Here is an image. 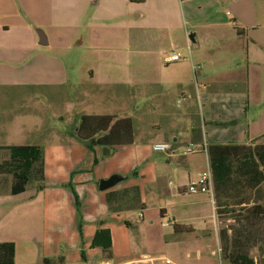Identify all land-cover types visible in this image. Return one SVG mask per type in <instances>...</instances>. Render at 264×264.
Returning a JSON list of instances; mask_svg holds the SVG:
<instances>
[{
  "label": "crops",
  "instance_id": "0c3cea01",
  "mask_svg": "<svg viewBox=\"0 0 264 264\" xmlns=\"http://www.w3.org/2000/svg\"><path fill=\"white\" fill-rule=\"evenodd\" d=\"M175 52L183 59L169 63ZM41 100L66 128L47 134L35 118L24 131L48 141L8 142L10 108ZM87 103L131 111L91 114ZM82 116L130 119L133 142L89 150L73 136ZM141 131L172 146L173 154L158 153L167 164L194 163L182 156L192 144L210 171L213 145H264V0H0V164L8 148L23 146L42 148L44 163L43 187L29 193L28 184L17 196L12 175L0 173V243L15 244V264H205L219 256L215 198L192 192L181 171L175 179L163 163L148 167ZM113 176L123 180L101 191ZM15 216L23 225L16 232L5 221Z\"/></svg>",
  "mask_w": 264,
  "mask_h": 264
},
{
  "label": "trees",
  "instance_id": "16d2710c",
  "mask_svg": "<svg viewBox=\"0 0 264 264\" xmlns=\"http://www.w3.org/2000/svg\"><path fill=\"white\" fill-rule=\"evenodd\" d=\"M74 138L89 150L118 146L133 142V126L130 119L116 116H82ZM10 159L0 164V173L12 175L11 193L13 196L23 194L31 181H44L43 150L38 146L11 147ZM211 173L213 176L214 198L216 199L217 219L222 215L220 194H228L231 188L243 187L258 198L250 195L237 201L236 206L247 208L244 215H239L234 222L244 232L233 225H227L219 233L221 250L226 264H257L251 258L248 248L254 240L247 238L249 226L255 221L264 220V145L238 146L213 145L209 148ZM38 181V180H37ZM40 188L43 187L41 184ZM219 203V204H218ZM254 222V224H255ZM231 231V233H230ZM16 246L12 242L0 243V264H15ZM264 256V254H263Z\"/></svg>",
  "mask_w": 264,
  "mask_h": 264
},
{
  "label": "rangeland",
  "instance_id": "374dc122",
  "mask_svg": "<svg viewBox=\"0 0 264 264\" xmlns=\"http://www.w3.org/2000/svg\"><path fill=\"white\" fill-rule=\"evenodd\" d=\"M42 92L36 91V94L40 95ZM35 96V95H34ZM137 99V98H136ZM136 102V101H135ZM137 102L140 104L142 103V100H140L139 98L137 99ZM48 105L49 103L46 101L41 100V103H35L34 101H27V102H19L16 103L15 105H13L10 109L14 110L15 112V117L13 115V120H14V126L11 128L10 131H8L6 137L7 138H11L14 141H10L8 139V142L10 143H19V144H25L29 142H46L48 141L47 137H40L38 138L39 134H32V131H24V126H26L27 124H30V126L34 125L32 119L35 118L37 119H41V123L37 122L38 124H40L41 128L45 131H47V134H52V132L50 131L51 129H56L59 131H62L63 129L66 128L65 125H62L61 121H55L54 118H52L51 116V111L48 109ZM112 108V109H111ZM86 109L87 112L94 114V113H99V114H106V113H118L121 114L120 112H126L128 114H130V107H126L124 106V109H121L120 107L117 108H113L112 105H108L105 106L103 105L100 109L96 108L95 106H92L90 103H87V105H85L84 108H82V110ZM38 111L39 113L43 114V117H39L35 115H32L31 119L26 121L25 119H23L24 114H22L23 112H30V111ZM57 110H63L65 111V109H62V106H58L55 111ZM122 110V111H121ZM17 112V114H16ZM37 113V112H36ZM41 116V115H40ZM45 120V121H44ZM44 121V122H43ZM153 131H148V132H138L137 134L139 135L140 138V144L143 145L142 148L140 149L141 153H143L144 158H150V159H146L145 160V164L148 165V167H154V163H163L165 164V167L167 168L168 171H170L173 174V178H178L180 176V178L183 177L184 182H186V184H190L192 182H197L200 178L201 175L208 173L210 171L209 165H208V161L206 160L204 155H199V156H193V155H188V159H192L193 161H195L194 163H191L189 165H184V161L182 160H178V158H174V160H172V162L170 164H167V159L165 158L164 155L162 154H156L153 152V147L156 144L153 141V138L158 137V133H152ZM150 134H152V136H149ZM10 135V136H8ZM149 136V137H147ZM152 138V139H149ZM32 144V143H30ZM150 144V145H149ZM134 152L132 149L127 150V155L131 156H135L136 155V148H133ZM126 155V154H125ZM197 157V158H196ZM1 160V158H0ZM152 167V168H153ZM183 174H181V172ZM179 173V174H178ZM182 176V177H181ZM38 180V181H37ZM36 181H31L29 182L28 185V192H31V187L33 185H41L43 184L42 182H40L39 180V176L37 178ZM190 180V181H189ZM262 192L264 191V187L261 188ZM168 194L171 195L172 194V190L168 191ZM168 195V196H169ZM253 195L255 196V198H258L259 195H255L253 194L251 191L246 190L243 187L238 188H231L228 190V194L227 193H221L220 194V204L224 205L226 203V206H222L223 208H220L222 215L219 218V223L218 224V232L220 233V231L224 228H226L227 225H233L237 230L244 232L246 230H244V228L242 229V227L238 226L236 224V222H234V219L236 220L238 218L239 215H244L245 214V210L247 208H242L240 206H236L235 204L237 203V201L241 200L242 198H247L248 196ZM261 197H264L263 194H261ZM216 199H215V203H216ZM219 204V203H218ZM9 208V206H7V209ZM245 209V210H244ZM18 217V216H17ZM15 217H6L5 221H6V226L9 223H12L13 221L15 222V225L10 228L9 230H13L14 232H16L19 228H21L23 225L21 223L22 221V217L17 218ZM0 220H1V207H0ZM255 222V221H254ZM250 225L249 226V233L246 236L247 238H250L252 240H254V242L252 245H250V247L248 248V253L250 255L251 258L255 259L257 264H264V220H260L258 221V223L255 222V224ZM40 218H37L36 220H34V225L36 226V228H39L40 226ZM0 228H1V221H0ZM208 231V233H212V237H214L215 234V227H207L206 229ZM247 232V231H246ZM210 233V234H211ZM231 233V231H230ZM221 259V263L222 264H226L228 263V261L225 259L224 256V252L222 250H220L219 252V256H215L214 258H210L207 259L205 262V264H221L220 263V259Z\"/></svg>",
  "mask_w": 264,
  "mask_h": 264
},
{
  "label": "built area",
  "instance_id": "2783aa9c",
  "mask_svg": "<svg viewBox=\"0 0 264 264\" xmlns=\"http://www.w3.org/2000/svg\"><path fill=\"white\" fill-rule=\"evenodd\" d=\"M182 59H183V55L179 52H175L171 54V56L168 58V62L177 63L180 62ZM153 150L157 153H163L167 155L173 154L174 152L172 146L169 143L155 144ZM197 152H198L197 147L191 144L183 150L182 156H188ZM190 190L192 192L199 191L203 193H208L211 195L212 198H214L213 176L211 171L201 175L197 182L191 183Z\"/></svg>",
  "mask_w": 264,
  "mask_h": 264
},
{
  "label": "water",
  "instance_id": "95a60500",
  "mask_svg": "<svg viewBox=\"0 0 264 264\" xmlns=\"http://www.w3.org/2000/svg\"><path fill=\"white\" fill-rule=\"evenodd\" d=\"M40 39L42 40L43 37V33L40 32ZM41 46H44V43H40ZM123 179L118 177V176H113L108 180L102 181L101 182V186H100V190L101 191H105L108 190L109 188L114 187L116 184H118L119 182H121Z\"/></svg>",
  "mask_w": 264,
  "mask_h": 264
}]
</instances>
